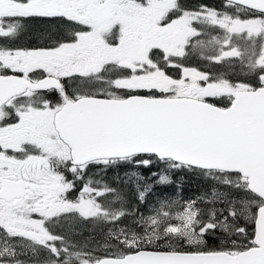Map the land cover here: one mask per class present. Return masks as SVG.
I'll return each instance as SVG.
<instances>
[{
  "label": "snow or ice",
  "instance_id": "6c2138e0",
  "mask_svg": "<svg viewBox=\"0 0 264 264\" xmlns=\"http://www.w3.org/2000/svg\"><path fill=\"white\" fill-rule=\"evenodd\" d=\"M0 264H264V0H0Z\"/></svg>",
  "mask_w": 264,
  "mask_h": 264
},
{
  "label": "trees",
  "instance_id": "16d2710c",
  "mask_svg": "<svg viewBox=\"0 0 264 264\" xmlns=\"http://www.w3.org/2000/svg\"><path fill=\"white\" fill-rule=\"evenodd\" d=\"M189 7H195L199 3H206L216 8L221 7V0H186ZM27 38H24L26 41ZM196 62L193 61V64ZM113 178V173H108V179L111 180ZM174 180L181 186V189H177L175 185L164 189L163 191L167 195H174L179 194L185 200L190 198H195L200 195L203 191L208 189V183L204 181V179L196 174L193 173H179L173 177ZM159 191V190H158ZM91 229H86L84 231V236L87 237L88 233Z\"/></svg>",
  "mask_w": 264,
  "mask_h": 264
},
{
  "label": "rangeland",
  "instance_id": "374dc122",
  "mask_svg": "<svg viewBox=\"0 0 264 264\" xmlns=\"http://www.w3.org/2000/svg\"><path fill=\"white\" fill-rule=\"evenodd\" d=\"M206 191H207V190L203 191L201 194L205 193ZM201 194H200V195H201ZM198 196H199V195H198Z\"/></svg>",
  "mask_w": 264,
  "mask_h": 264
}]
</instances>
